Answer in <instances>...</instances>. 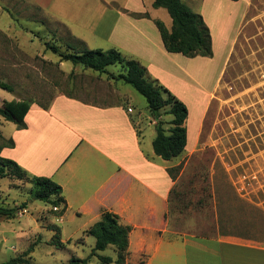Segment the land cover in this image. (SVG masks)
Returning <instances> with one entry per match:
<instances>
[{"label":"rangeland","instance_id":"374dc122","mask_svg":"<svg viewBox=\"0 0 264 264\" xmlns=\"http://www.w3.org/2000/svg\"><path fill=\"white\" fill-rule=\"evenodd\" d=\"M53 2L0 0V79L15 88L13 93L0 89V105L27 100L50 106L65 96L101 107L123 106L149 148L157 121L147 100L132 86L109 77L124 73L122 65L101 74L61 62L59 55L47 50V44H54L69 53L68 43L84 42L71 25L38 5L46 3L51 9ZM247 4L241 0L221 7V13L230 9L232 15L226 29L213 27L216 47L211 62L174 60L167 65L179 92L175 95L189 110L186 152L169 169L175 181L163 233L171 239L236 238L264 245V0H250L246 8ZM191 7L201 14L199 5ZM161 12L170 30L172 19L166 10ZM84 43L90 49L110 47L97 40ZM179 65L188 66L190 74L180 71ZM167 110L161 120L169 130L173 116ZM14 125L0 117L5 135ZM31 190L25 181L0 178V206H25L15 218L0 216V264L18 257L31 264H71L73 258L100 264L92 256L95 238L83 233L82 223L62 221L50 204L34 200ZM51 226L61 229L64 248L52 243ZM98 254L114 262L118 258L113 246ZM146 261L144 255L138 264Z\"/></svg>","mask_w":264,"mask_h":264},{"label":"crops","instance_id":"0c3cea01","mask_svg":"<svg viewBox=\"0 0 264 264\" xmlns=\"http://www.w3.org/2000/svg\"><path fill=\"white\" fill-rule=\"evenodd\" d=\"M154 1L54 0L51 9L46 3L38 5L71 25L84 42L90 39L109 44L137 60L151 78L179 95L167 65H173L174 60H211L166 51L155 24L156 20L164 22L162 9H154ZM240 1L185 0L190 6L199 5L212 33L213 49V27L226 29L232 15L230 9L222 14L221 7L230 8ZM249 4L250 0L246 8ZM131 13H148L150 19L135 18ZM179 66L180 71L190 74L188 66ZM25 124V129L14 125L9 135L0 130L5 140L15 144L3 149L1 156L17 162L31 176L51 178L62 187L67 205L62 221H78L85 232L104 212L117 214L122 225L132 228L128 263L138 264L146 255V264H264L263 244L236 238L171 239L163 233L173 187L168 170L174 162L156 156L153 141L145 147L143 131H138L125 107H101L60 96L48 110L32 105Z\"/></svg>","mask_w":264,"mask_h":264},{"label":"trees","instance_id":"16d2710c","mask_svg":"<svg viewBox=\"0 0 264 264\" xmlns=\"http://www.w3.org/2000/svg\"><path fill=\"white\" fill-rule=\"evenodd\" d=\"M238 2L239 0H231ZM154 9H165L172 19V26L169 30L163 21L156 20L155 24L159 29L164 47L168 53L181 54L186 58L197 57L213 58V39L210 28L207 26L204 17L193 11L192 7L185 0H155ZM135 18H148V13H131ZM69 53H62L59 47L54 44H47V50L59 55L61 62H70L75 67L81 66L84 69L98 73H106L110 66L122 65L124 73L117 76L109 75L117 82H124L139 92L148 103L151 114L156 119V137L152 146L156 156L165 161H172L181 157L188 146L187 120L189 110L187 105L174 95L168 88L158 80L152 81L146 67L135 59L127 58L117 49H90L82 41L68 43ZM0 89L13 93L15 88L10 83L0 79ZM32 103L27 100L5 101L0 105V117L5 121L14 123L19 129H25V118L30 112ZM48 110L50 106H41ZM173 116L170 122L171 128L166 130L162 122V112ZM3 139L0 146V178H16L32 185V196L34 200L50 204L52 208H60L55 211L56 216L62 217L67 209L63 198V189L54 180L44 176H31L17 162L1 156L5 148L14 147L13 140ZM173 170H168L173 181L175 177ZM6 208L0 206V216L15 218L25 208ZM54 211V210H53ZM55 231L52 243L59 248L65 244L61 240V229L51 226ZM132 228L120 223V217L112 212H104L100 221L92 225L84 232L86 236L95 238V247L92 256L99 258L100 264H127L130 247V233ZM113 246L118 251V258L101 256L98 253ZM31 247L28 252L33 251ZM142 264L144 262H141ZM2 264H31L29 260L18 257ZM71 264H88V259L73 258Z\"/></svg>","mask_w":264,"mask_h":264},{"label":"built area","instance_id":"2783aa9c","mask_svg":"<svg viewBox=\"0 0 264 264\" xmlns=\"http://www.w3.org/2000/svg\"><path fill=\"white\" fill-rule=\"evenodd\" d=\"M53 210H54V211H59V210H60V208H53Z\"/></svg>","mask_w":264,"mask_h":264}]
</instances>
